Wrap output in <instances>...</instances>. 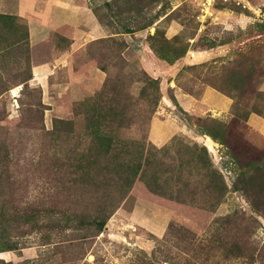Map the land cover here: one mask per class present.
<instances>
[{"label":"rangeland","instance_id":"rangeland-1","mask_svg":"<svg viewBox=\"0 0 264 264\" xmlns=\"http://www.w3.org/2000/svg\"><path fill=\"white\" fill-rule=\"evenodd\" d=\"M77 2L103 82L50 105L0 13V264H264V0Z\"/></svg>","mask_w":264,"mask_h":264},{"label":"crops","instance_id":"crops-1","mask_svg":"<svg viewBox=\"0 0 264 264\" xmlns=\"http://www.w3.org/2000/svg\"><path fill=\"white\" fill-rule=\"evenodd\" d=\"M0 13L25 20L32 47L48 44L46 58L31 67V81L40 85L47 105L66 93L74 100L101 85L104 77L98 68L75 71L73 67V56L88 42L105 34L90 5L77 0H0ZM57 33L65 38L63 47L57 44L61 40L53 41ZM156 208L171 216V210L163 206H155L151 211ZM149 223L152 225V221ZM159 230L162 232L163 228Z\"/></svg>","mask_w":264,"mask_h":264},{"label":"bare ground","instance_id":"bare-ground-1","mask_svg":"<svg viewBox=\"0 0 264 264\" xmlns=\"http://www.w3.org/2000/svg\"><path fill=\"white\" fill-rule=\"evenodd\" d=\"M209 1V0H208ZM20 90V86L16 85L10 88V94L12 97H16L18 95V92ZM201 140L205 146L208 147V149L215 148L218 146V143L214 141L209 135H203L201 136Z\"/></svg>","mask_w":264,"mask_h":264},{"label":"trees","instance_id":"trees-1","mask_svg":"<svg viewBox=\"0 0 264 264\" xmlns=\"http://www.w3.org/2000/svg\"><path fill=\"white\" fill-rule=\"evenodd\" d=\"M106 6L108 7V6H110V3H109V1H106ZM127 10H130L129 8L127 9ZM102 70H104L103 68H101ZM32 75V74H31ZM30 78H32V76L30 77ZM163 206H165V205H163ZM96 224L99 226V228H100V231H102V229H103V226H104V223H103V221H96Z\"/></svg>","mask_w":264,"mask_h":264}]
</instances>
